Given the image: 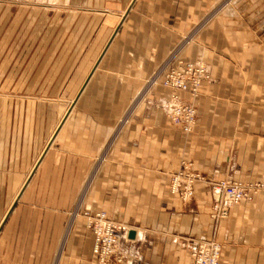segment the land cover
I'll list each match as a JSON object with an SVG mask.
<instances>
[{
    "label": "crops",
    "instance_id": "obj_1",
    "mask_svg": "<svg viewBox=\"0 0 264 264\" xmlns=\"http://www.w3.org/2000/svg\"><path fill=\"white\" fill-rule=\"evenodd\" d=\"M174 53L210 69L180 94L191 134L155 80ZM183 160L204 176L189 202ZM225 178L264 182V0H0V264H95L87 211L128 228L123 264H193L212 239L221 264H264V192L216 224Z\"/></svg>",
    "mask_w": 264,
    "mask_h": 264
},
{
    "label": "built area",
    "instance_id": "obj_2",
    "mask_svg": "<svg viewBox=\"0 0 264 264\" xmlns=\"http://www.w3.org/2000/svg\"><path fill=\"white\" fill-rule=\"evenodd\" d=\"M207 68L200 62L187 61L177 54L159 69L156 81L172 90L170 115L175 125L185 132H191L197 121V110L193 104L182 102L179 92H187L193 97L200 90L202 82L209 79ZM202 179L194 172L192 164L184 162L181 170L171 177V193L184 202L192 200L194 185ZM213 195L212 220L228 219L234 207L242 202L253 201L254 195L264 190V184L243 183L230 178L214 182L210 186ZM87 228L94 237L93 252L95 264H123L124 258L119 247L128 240V228L112 219L103 211L84 213ZM193 264H220L221 246L214 240L197 241L191 252Z\"/></svg>",
    "mask_w": 264,
    "mask_h": 264
},
{
    "label": "rangeland",
    "instance_id": "obj_3",
    "mask_svg": "<svg viewBox=\"0 0 264 264\" xmlns=\"http://www.w3.org/2000/svg\"><path fill=\"white\" fill-rule=\"evenodd\" d=\"M84 1L85 0H23V2L24 3H28V4H38V5H49V6H54V7H62V6H70L71 8H77V7H79V5H81V3H84ZM28 35V37H29V34H27ZM185 60V59H184ZM187 61H189V60H187ZM194 62H200V63H202L206 68H207V70H208V74H209V79L208 80H205L204 82H202V85H201V87H200V90H199V92H198V94L196 95V96H194V97H197L199 94H200V91H201V88H202V86L204 85V83H206V82H209L210 80H211V74H210V69H209V66H208V64L205 62V61H203V60H195ZM166 88V87H165ZM168 89V88H167ZM170 90V89H169ZM171 91V95H170V98H172V90H170ZM181 93H187V92H179L178 93V96L180 97V99H181V101L182 102H185V103H188V104H193V103H191V102H187V101H185L182 97H181ZM187 94H189V93H187ZM190 95V94H189ZM191 97H193L192 95H190ZM193 97V98H194ZM170 101H171V99H169V108H170ZM194 105V104H193ZM195 106V105H194ZM169 108H168V117H169V119H170V121L172 122V124L174 125V126H176V127H178V128H180V130L182 131V132H184L185 134H191L193 131H194V128H195V126H196V124H197V122H198V112H197V121H196V123H195V125H194V128H193V130L191 131V132H185L183 129H182V127L181 126H177V125H175L174 123H173V121H172V118H171V115H170V110H169ZM195 108H196V106H195ZM196 110H197V108H196ZM184 162H188V163H190V164H192V168L194 169V172H196V173H199L200 175H201V177H202V179L200 180V181H202L203 179H204V176L200 173V172H198L197 170H195V168H194V164H193V162H191V161H189V160H183L182 162H181V165H180V169H179V171L181 170V168H182V165H183V163ZM178 171V172H179ZM177 172V173H178ZM177 173H175V174H177ZM175 174H173V175H175ZM172 175V176H173ZM171 176V177H172ZM171 177H170V191H171ZM225 179H228V178H225ZM230 179H232V180H235V179H233V178H230ZM221 180H224V179H221ZM200 181H198V182H200ZM235 181H240V180H235ZM197 182V183H198ZM240 182H243V183H257V184H264V182H260V181H240ZM212 183H214V182H212ZM212 183H210V185H209V189H210V192H211V188H210V186H211V184ZM195 185H196V183H195ZM195 185H194V187H195ZM262 192H264V190H262V191H260L259 193H257L256 195H254V198H253V201H254V199H255V197L258 195V194H260V193H262ZM194 195V194H193ZM177 196V195H176ZM211 196H212V206H213V195H212V192H211ZM179 197V196H178ZM180 198V197H179ZM192 198H193V196H192ZM181 199V198H180ZM253 201H251V202H253ZM212 206H211V214H212ZM238 206V205H237ZM235 208V207H234ZM104 212V211H103ZM106 213V212H105ZM107 214V213H106ZM231 214V213H230ZM108 216V215H107ZM212 218V217H211ZM229 218V217H228ZM226 220V219H225ZM222 221V220H221ZM117 222V221H116ZM220 222V221H219ZM119 223V222H118ZM214 223H218V222H214ZM120 224H122V223H120ZM213 240V239H212ZM198 241H201V240H198ZM214 241H216L218 244H220L217 240H215L214 239ZM220 246H221V254H222V245L220 244ZM220 261H221V257H220ZM221 264V263H220Z\"/></svg>",
    "mask_w": 264,
    "mask_h": 264
},
{
    "label": "water",
    "instance_id": "obj_4",
    "mask_svg": "<svg viewBox=\"0 0 264 264\" xmlns=\"http://www.w3.org/2000/svg\"><path fill=\"white\" fill-rule=\"evenodd\" d=\"M135 235H136V234H135L134 231L129 232V238H130V239H134Z\"/></svg>",
    "mask_w": 264,
    "mask_h": 264
}]
</instances>
